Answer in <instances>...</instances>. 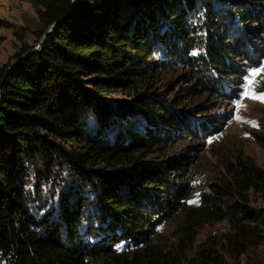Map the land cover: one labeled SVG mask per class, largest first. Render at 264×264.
Segmentation results:
<instances>
[{
  "label": "trees",
  "instance_id": "16d2710c",
  "mask_svg": "<svg viewBox=\"0 0 264 264\" xmlns=\"http://www.w3.org/2000/svg\"><path fill=\"white\" fill-rule=\"evenodd\" d=\"M42 5L44 35L56 24L52 34L40 51L18 54L11 72L0 69V264H178L153 241L162 224L179 217L189 245L204 224L227 221L224 251L237 263L264 243L260 216L245 197L264 194V169L250 160L224 164L241 200L227 203L226 192L212 186L199 207L188 205L191 170L226 125L212 113L237 97L258 61L250 54L264 44V0ZM169 74L179 89L170 104L154 87ZM116 92L130 100L116 102ZM193 97L205 99L192 111L182 106ZM106 99L115 107L97 102ZM85 109L96 128L85 126ZM140 118L145 130L126 135L128 119ZM61 156L89 200L57 215L33 213L30 164ZM198 254L192 264H225L215 250Z\"/></svg>",
  "mask_w": 264,
  "mask_h": 264
},
{
  "label": "rangeland",
  "instance_id": "374dc122",
  "mask_svg": "<svg viewBox=\"0 0 264 264\" xmlns=\"http://www.w3.org/2000/svg\"><path fill=\"white\" fill-rule=\"evenodd\" d=\"M43 10L42 0H0V69L7 68V71L11 72L21 60L17 58L18 54L27 52L26 58L42 45L46 29L40 21V13ZM257 47L250 57L258 55V61L247 69L237 97L231 101H224L223 105L212 113L216 112L221 116L226 125L222 132L208 138L205 152L191 170L193 193L188 201L190 207H199L202 203V195L211 192L212 186L220 192H226L224 194L229 198L227 203H234L236 199L241 200L226 173L224 167L226 162H234L236 158L241 157L264 169V143L260 144L255 137L264 136V100L253 98L252 95L264 96V44ZM173 83V74H169L154 84L159 95L167 92L164 100L168 104L179 91L178 88L171 87ZM225 85L223 83V88ZM224 91L230 98L231 95L227 93L229 90L224 89ZM111 98L116 102L130 100L126 93L120 92L114 93ZM204 99V97H193L182 102V106H187L192 111ZM97 102L100 105L115 107V103L109 99ZM81 114L84 115L83 121L88 129L98 126L94 113L85 109ZM123 124L125 125V120ZM147 126L144 118L138 121L128 119L126 127L129 131L126 135L132 130L144 131ZM61 146L65 152L70 151L72 143L61 142ZM70 170L67 158L63 156L53 160L37 158L30 164V177L26 188L30 195L28 201L33 213L43 215L46 212L52 216L54 212V215H57L67 206L74 207L77 199L81 197L89 200L87 193L80 190L79 181L77 179L70 181ZM245 197L248 206L260 216V223L264 229V194L250 191ZM183 224V217L162 224L153 241L159 249L172 254L178 264L195 263L199 260V252L211 253L212 250L217 252L216 259L225 264H264V243L248 249L238 263L225 253V235L231 231L225 220L204 224L197 231L192 245L185 242L180 235V225ZM187 246L189 247L186 249ZM92 264L105 263L101 259H95Z\"/></svg>",
  "mask_w": 264,
  "mask_h": 264
},
{
  "label": "water",
  "instance_id": "95a60500",
  "mask_svg": "<svg viewBox=\"0 0 264 264\" xmlns=\"http://www.w3.org/2000/svg\"><path fill=\"white\" fill-rule=\"evenodd\" d=\"M55 27H56V24L53 25V26L50 28V30L48 31L47 35H46V36L44 37V39H43V43H42V45H40V46L38 47V50H36V52H38V51H40V50L42 49L44 43L47 41L48 37L52 34V32H53V30L55 29ZM24 58H25V56L22 57L21 59H24Z\"/></svg>",
  "mask_w": 264,
  "mask_h": 264
},
{
  "label": "snow or ice",
  "instance_id": "6c2138e0",
  "mask_svg": "<svg viewBox=\"0 0 264 264\" xmlns=\"http://www.w3.org/2000/svg\"><path fill=\"white\" fill-rule=\"evenodd\" d=\"M254 75H255V73H254ZM245 94H248V93H245ZM252 95H253V98H260V99L264 100V96L256 97L254 94H252ZM237 118H239V117H237ZM193 202H195V201H193Z\"/></svg>",
  "mask_w": 264,
  "mask_h": 264
},
{
  "label": "bare ground",
  "instance_id": "6f19581e",
  "mask_svg": "<svg viewBox=\"0 0 264 264\" xmlns=\"http://www.w3.org/2000/svg\"><path fill=\"white\" fill-rule=\"evenodd\" d=\"M206 193H208L207 191H206ZM208 194H210V191H209V193Z\"/></svg>",
  "mask_w": 264,
  "mask_h": 264
}]
</instances>
